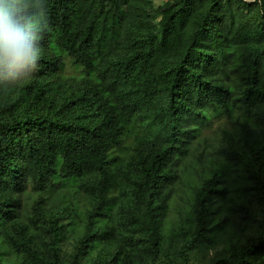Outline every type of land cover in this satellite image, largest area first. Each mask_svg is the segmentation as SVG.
<instances>
[{"label": "trees", "instance_id": "16d2710c", "mask_svg": "<svg viewBox=\"0 0 264 264\" xmlns=\"http://www.w3.org/2000/svg\"><path fill=\"white\" fill-rule=\"evenodd\" d=\"M30 6L36 70L0 83V264H62L54 247L60 234L44 208L47 196L70 181H80L99 228L88 227L71 264L115 236L112 227L99 231V223L110 217L119 187H130L119 193L134 201L126 219L138 237L129 243L148 264H264V0L156 7L149 0H30ZM148 108L157 127L128 145L132 121ZM208 113L237 127L223 134L226 146L217 153L250 179L241 218L253 217V204L262 211L251 219L257 235L206 263L199 250L215 235L210 217L224 213L223 191L200 189L195 224L178 231L175 243H165L162 229L169 188ZM41 228L51 237L45 249L35 239Z\"/></svg>", "mask_w": 264, "mask_h": 264}, {"label": "rangeland", "instance_id": "374dc122", "mask_svg": "<svg viewBox=\"0 0 264 264\" xmlns=\"http://www.w3.org/2000/svg\"><path fill=\"white\" fill-rule=\"evenodd\" d=\"M153 7L172 0H149ZM151 13L153 19H158V14ZM235 114L239 110L234 111ZM210 116L205 124L200 127V131L191 141V148L188 157L182 163L177 179L169 188L167 218L163 224V233H165V243L169 244L171 240L174 243L179 238L176 237L178 231L191 227L195 224L193 216V207L196 200V194L201 188L210 184L212 189L219 191L216 196L223 195L224 213L219 212L218 216L213 214L210 217V226H215L214 236L208 235V239L203 242L199 257L209 263L213 256L220 254H230L236 245L251 236L257 235L258 222L251 219L260 218L262 207L251 205L253 217L245 221L241 217L244 215V209L241 210L242 200L248 199L244 194L250 186V179L243 171L240 165L229 163L224 159V155L217 153L226 146L223 139L225 132L235 133L237 127L234 126V120L219 117L215 113H208ZM155 112L148 108L140 112L134 118L131 125L128 145H130L136 135L145 132L148 128L152 131L157 127L154 121ZM234 116V115H233ZM198 126V125H197ZM118 178L121 180L122 177ZM80 181H70L51 192L47 197L44 208V216L54 221L58 229L60 239L54 243L57 249L59 260L62 264H71L73 254L80 243L86 242V234L89 226L99 229L91 218V201L79 185ZM126 184L123 182L122 186ZM130 187H119V191ZM119 191L113 193L116 198L115 206L110 217L100 221L102 231L105 228L112 227L116 232L110 242L93 244L86 248V252L81 259V264H111L117 250H121V256L112 264H148L146 258L136 254V248L131 246L129 238H136V234L128 225L126 219L127 213L134 211V201H125ZM30 198L35 199L36 194L29 192ZM218 204V203H217ZM217 207V206H216ZM137 208V206H136ZM248 208V207H247ZM225 216V218H224ZM190 219V220H189ZM224 219V220H223ZM224 221V222H223ZM33 227V226H32ZM122 228V229H121ZM31 231L33 229L31 228ZM121 231L118 236L117 233ZM36 244L45 249L51 241L50 235L45 228H41L35 235ZM128 256H127V255ZM123 256L128 258H122Z\"/></svg>", "mask_w": 264, "mask_h": 264}, {"label": "clouds", "instance_id": "9594fccd", "mask_svg": "<svg viewBox=\"0 0 264 264\" xmlns=\"http://www.w3.org/2000/svg\"><path fill=\"white\" fill-rule=\"evenodd\" d=\"M30 7V0H0V83L21 81L36 70L38 37L29 27Z\"/></svg>", "mask_w": 264, "mask_h": 264}]
</instances>
